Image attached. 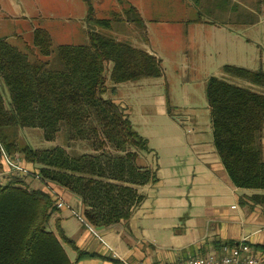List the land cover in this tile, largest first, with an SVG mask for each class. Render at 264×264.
Wrapping results in <instances>:
<instances>
[{
  "label": "trees",
  "instance_id": "16d2710c",
  "mask_svg": "<svg viewBox=\"0 0 264 264\" xmlns=\"http://www.w3.org/2000/svg\"><path fill=\"white\" fill-rule=\"evenodd\" d=\"M194 1L199 9L198 24H256L253 16L243 13L224 18L226 2ZM84 2L88 24L99 30L89 33L86 46H61L54 54L49 32L37 29L33 45L39 56L31 61L0 39V78L10 97L6 106L0 90V167L4 153L18 155L32 172L30 178L79 198L86 223L94 229H107L129 222L145 201L139 188L160 181L142 163L143 155L151 152L149 141L134 129L129 114L114 97L119 85L162 78V61L105 34L115 18L97 19L92 0ZM122 21L147 30L134 7L126 8L117 23ZM223 72L264 90L263 71L225 66ZM109 84L111 97L107 96ZM206 98L213 145L230 183L237 190L264 192V94L212 77ZM11 128L40 130L47 142L64 133L87 150L75 157L59 146L19 150L17 142L3 136ZM25 180L14 176L6 186L0 184V264H73L63 243L77 252V262L95 258L79 251L61 229L59 236L47 231L56 203L52 195L27 188ZM250 200L254 206H264V194ZM257 250L264 251V247Z\"/></svg>",
  "mask_w": 264,
  "mask_h": 264
},
{
  "label": "rangeland",
  "instance_id": "374dc122",
  "mask_svg": "<svg viewBox=\"0 0 264 264\" xmlns=\"http://www.w3.org/2000/svg\"><path fill=\"white\" fill-rule=\"evenodd\" d=\"M246 3L248 9L243 8V14L256 20L260 14L264 17V0H247ZM92 4L97 19L115 18L111 31L105 34L136 48L153 50L162 60L163 72L160 79L119 85L114 97L129 114L134 129L149 141L151 152L143 155L142 163L157 173L159 185L139 188V193L145 196L144 203L134 211L125 233L122 228L117 231L121 235L129 234V239L124 237L118 243V233L114 234L113 240L104 238L99 231L98 234L105 240L102 244L110 246V254L118 256L126 264H140V260L147 262L150 259L157 264L186 260L192 252H197L212 239L209 232L211 224L208 225L210 219L224 218L222 213H233L232 205L236 209L239 205L223 184L227 181V174L220 172V167H223L213 145L206 87L208 80L216 77L264 94L263 89L223 72L225 66L264 72V47L258 44V28L243 25L236 30L238 40L235 43L227 40V50H224L220 40L212 36V44H208L209 38L204 33L189 32L185 38L184 32L174 29L165 21L176 18L174 16L157 17L161 20L159 26L148 24V30L144 32L133 24L117 23L127 8L125 0H92ZM257 6L262 8L263 13L257 15L250 11L251 8L257 11ZM0 10L4 15L14 17L0 19V39H10L8 42L28 55L31 61L39 56V51L33 45V28L49 32L54 54L61 46L88 45L89 33L99 31L87 22L88 6L84 0H0ZM22 13L29 18L16 16ZM263 25L258 27L262 28ZM16 35L22 39L13 41ZM31 50L35 51L34 54L30 53ZM207 50L212 53L211 57L203 54ZM109 87L107 96L111 97L112 86L109 84ZM0 90L7 106L10 97L1 78ZM161 95L169 100L172 115L168 111L167 115L159 113L157 98ZM3 136L10 142H17L19 150H52L59 146L66 149L71 157L87 150V146L68 140L64 133L58 134L54 142L45 141L40 130L11 128L5 130ZM211 149L214 151L213 157ZM215 158L219 166L211 170L206 163H212ZM7 184V181L1 182L2 186ZM24 184L29 189L52 195L55 200L59 197L65 203L64 209L52 212L46 225L48 232L59 236L62 223L69 231H81L83 224L76 215H82V208L75 196L32 178L26 179ZM244 191L260 195L264 193ZM130 244L140 254V259L127 256ZM63 246L70 261L75 263L77 253L70 245L63 243Z\"/></svg>",
  "mask_w": 264,
  "mask_h": 264
},
{
  "label": "crops",
  "instance_id": "0c3cea01",
  "mask_svg": "<svg viewBox=\"0 0 264 264\" xmlns=\"http://www.w3.org/2000/svg\"><path fill=\"white\" fill-rule=\"evenodd\" d=\"M127 8L134 7L138 13L141 15L142 19L144 20L146 28L148 30V24L158 27L161 20L157 17H170L174 16L176 18L165 20L172 26L174 29H178V31L184 32V37L186 38L187 33L193 32L195 34L204 33L207 38V43L212 44L211 36L214 39H219L221 42V47L224 50H227V40L230 43H235L238 40L236 30L241 29L243 24L241 22H237L235 24H218L213 25L209 24V22L198 24L196 23L198 19L199 9L197 8L194 0H125ZM220 5L224 4V2L228 3V8H226L225 12H223L224 18L230 19V17L235 14L239 13L242 14L243 8L248 9V4L246 3L247 0H219ZM262 6V2L260 3ZM253 14L259 15L262 12V8L257 6V11L251 8L250 10ZM217 13V12H216ZM219 14V13H218ZM21 16V18L28 19L29 16L27 14H16V16ZM259 15L258 19L256 20V24L250 27L258 28V33L260 34L258 38V44L264 47V25L262 28L258 27V25L264 24V17ZM13 19L14 17L10 16L9 14L4 15L2 10H0V19ZM202 28V29H200ZM35 28H33L32 33L34 35ZM21 36H15L13 41L21 40ZM7 41L10 39L6 38ZM9 43V42H8ZM10 44V43H9ZM210 45H203V47H212ZM148 53L156 56L159 60L160 57L151 49L144 48ZM205 55L209 57L212 56V53L207 50L203 51ZM200 54V53H199ZM162 61V60H161ZM157 103L160 104L159 113L161 115H167V100L161 95L157 98ZM163 105V106H161ZM166 106V109L164 108ZM263 152H264V135H263ZM211 157L214 156V151L211 149ZM219 161L215 158L212 163L207 162L206 166L212 170L213 167L219 166ZM223 167V165H222ZM220 172H225L224 167L221 169ZM226 174V172H225ZM225 188L228 192H230L231 196L234 200H236L239 205L236 206L232 205L231 209L232 212H226L225 214L222 213L221 217H215L210 219L208 225L211 224L210 234L212 239L206 243L204 246L198 248L197 252H192L189 257L204 255L203 253L209 254H221L223 248L226 244L233 243L234 245L237 244L240 240L244 238L249 239L250 245L253 247L255 251L260 254L264 255V251L257 250L260 247H264V206H254L251 202L250 198L255 193H249L244 190H237L235 189L228 176L226 177ZM160 182V181H159ZM157 185V184H156ZM154 185V186H156ZM159 185V184H158ZM157 185V186H158ZM218 185V183H216ZM222 186V184L220 183ZM264 194V193H262ZM230 199V197H227ZM75 200L78 202L80 207L82 208L81 201L75 197ZM235 208V209H234ZM211 217V216H210ZM130 224L129 222L120 223L111 228H103L102 230L95 229V231H91L87 227L81 226V231H69L66 229L64 223H62V232L64 233L65 237L72 241L74 245L77 247L79 251L82 253L87 254L88 256H96L95 258H88L83 260L82 262H75L73 264H123L116 258H114L110 254V247L108 244H102L105 241L103 238L100 237L98 231L103 234L104 238H108L109 240H113L114 234H117L118 229L122 228V232L125 233ZM194 232V230H192ZM129 234L121 235V233L117 234V242L121 243L124 240V237L127 238ZM129 239V237H128ZM198 243L197 245H199ZM103 247V248H101ZM120 248V245L118 244ZM75 253H77L74 249H72ZM140 254L132 249L130 244L128 257H138ZM193 255V256H192ZM188 257V258H189ZM77 260V259H76ZM140 264H157L152 259L147 262H143L142 260L139 261Z\"/></svg>",
  "mask_w": 264,
  "mask_h": 264
},
{
  "label": "built area",
  "instance_id": "2783aa9c",
  "mask_svg": "<svg viewBox=\"0 0 264 264\" xmlns=\"http://www.w3.org/2000/svg\"><path fill=\"white\" fill-rule=\"evenodd\" d=\"M14 176L27 179L33 175L30 169L21 162L18 155L11 157L4 153L2 166L0 167V184L3 181L8 182ZM53 199L58 210L65 208V203L61 201L59 197L56 200L55 198ZM76 216H78L79 220L85 227L91 231H95L94 228L86 223L82 215L79 214ZM114 258L123 264H126V262L118 256L114 255ZM162 264H264V255L255 251L250 245L249 239L244 238L231 248L224 247L221 254L198 255L189 257L186 260L177 263Z\"/></svg>",
  "mask_w": 264,
  "mask_h": 264
},
{
  "label": "water",
  "instance_id": "95a60500",
  "mask_svg": "<svg viewBox=\"0 0 264 264\" xmlns=\"http://www.w3.org/2000/svg\"><path fill=\"white\" fill-rule=\"evenodd\" d=\"M77 199H79V198H77ZM80 200V199H79ZM103 228H99V230H102Z\"/></svg>",
  "mask_w": 264,
  "mask_h": 264
}]
</instances>
